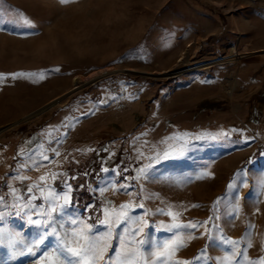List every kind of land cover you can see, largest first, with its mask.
I'll list each match as a JSON object with an SVG mask.
<instances>
[{
  "label": "rangeland",
  "instance_id": "374dc122",
  "mask_svg": "<svg viewBox=\"0 0 264 264\" xmlns=\"http://www.w3.org/2000/svg\"><path fill=\"white\" fill-rule=\"evenodd\" d=\"M0 2V75L5 77L0 80V195L8 196L11 203V189L5 186L10 185L17 195L23 191L41 203V189L46 194L61 189V181L71 186L72 201L77 190L84 197L90 195L93 202L87 207L76 203L80 220L96 234L106 233L109 225L104 221H112L110 247L99 264H120L117 237L144 227L123 218L116 223L121 213L146 221L145 232L157 242L183 237L185 247L176 251V260L212 264L196 260L202 249L216 258L230 249L221 244L214 250L200 234L212 224L217 198L224 196L234 175L243 169L246 182L220 205L216 214L221 218L215 223L230 240L241 241L242 250L249 232L253 246L245 254L249 259L260 257L264 242V188L258 183L264 177V0ZM21 14L37 23L39 34L32 35L34 30L22 24ZM40 17H44L42 24ZM42 33L48 38H41ZM166 33L174 37L173 46L158 50ZM53 38H58L56 44ZM138 46L145 48L143 58L129 55ZM53 49L71 55L42 59ZM180 64L184 68L172 72ZM57 68L59 72L54 71ZM18 72H45L46 78L36 83L27 77L13 79ZM124 92L129 98L108 99ZM56 101L60 102L25 119ZM178 132H206L218 138L195 141L184 157L164 161L148 179H138V169L149 163L153 148L163 147L159 142ZM41 152H46L48 160L34 164L28 159ZM139 152L144 158L137 159ZM204 172L211 175L202 176ZM60 173L65 175L53 179V174ZM41 176L46 180L41 181ZM23 185L37 187L30 194ZM234 205L238 210L233 215ZM169 211L172 216L167 215ZM189 221H208L195 230L198 238L191 241L183 230H160L162 224ZM7 227L27 241L37 231L25 217H10ZM140 238L141 234L129 235L130 241ZM136 246L129 243L130 248ZM33 259L25 252L9 260L0 249V264H30Z\"/></svg>",
  "mask_w": 264,
  "mask_h": 264
},
{
  "label": "snow or ice",
  "instance_id": "6c2138e0",
  "mask_svg": "<svg viewBox=\"0 0 264 264\" xmlns=\"http://www.w3.org/2000/svg\"><path fill=\"white\" fill-rule=\"evenodd\" d=\"M60 4L67 5L74 3L75 0H58ZM2 7V2H0ZM41 6L38 4L36 8ZM44 17H40L42 24ZM19 20L24 26L32 28L34 31L32 35L39 34L40 27L31 18L24 15L19 16ZM173 39L171 33H166L164 39L160 42L158 50H168L173 46ZM135 54L138 58H143L145 53L144 46H138V49L132 50L129 55ZM55 72H59V69H55ZM13 75V79L17 77H27L33 83L43 81L46 78L45 72H18ZM5 79L3 75H0V80ZM207 83V81H204ZM133 97L135 94H132ZM129 98L127 93L124 92L118 96L109 97L111 101L115 102L120 99ZM102 103H108V100H102ZM220 135H226L221 133ZM218 136L210 133L193 134L190 132H178L171 136H168L159 142L160 146L153 148L154 155L147 157L149 163L138 169V179H148L150 172L156 165L161 164L164 161L178 160L185 156V154L191 150L195 141H203L205 139H217ZM139 139V138H137ZM57 143L59 140L56 141ZM91 151V150H89ZM56 155H59L58 150L53 149ZM144 158L143 153L139 152L137 159ZM28 159L32 160L36 164L37 160H48L46 152H41L39 156H29ZM25 165H21L24 167ZM39 167L40 165L37 164ZM103 171L107 172L108 169L104 168ZM86 174V173H85ZM57 175H65L64 173L53 174V179ZM211 173L204 172L202 176H210ZM247 173L243 169L239 170L233 177L232 182L227 185L224 196L217 198L213 205V216L210 217L212 224L209 228L205 229L200 234L201 237H206L210 242L208 246L218 247L219 245L228 246L230 249L229 254L221 256L219 258L208 256L203 254L206 249H202V255L196 257L197 261H212V264H264V242L260 245L261 255L256 259H249L245 254L246 249L252 248L250 240V233L246 231V249H241L239 245L241 241L230 240L222 231L220 226L215 223L221 217L216 212L219 210L220 205L227 200L231 193L235 192L240 186L241 182H246ZM46 176H41L40 180H46ZM74 178V177H73ZM24 179V178H21ZM258 183L264 188V177L258 180ZM61 189H50L47 194L44 189H41V203H36V197L29 195L24 196L23 191L17 195L16 189L10 185H5L11 189L10 196L12 202L9 203V197L6 195H0V249H4L7 253L9 260H15L21 257L25 252L34 257L30 264H99L100 261L105 260V252L110 247V241L112 240L113 231L111 228L112 221L105 220L104 223L109 225L108 231L103 234H96L94 230L87 224L83 223L79 218V207L76 205L69 196L70 185H66L65 181H61ZM26 187L28 193H32L33 189L37 185H23ZM63 191V195H60V191ZM56 193V195H53ZM21 199L25 202L21 203ZM122 208L129 207L128 205H122ZM142 208L143 205H140ZM193 207H199V205H193ZM4 209H11V211H4ZM238 210V205H234L232 213ZM163 212L162 209L158 210ZM167 215L172 216L173 213L169 211ZM178 216L179 213H176ZM229 215V213H225ZM25 217L26 223L30 226H34L37 231L34 233V239L27 241L23 235L19 232L12 231L7 227V221L10 217ZM58 218V219H57ZM121 218L124 220H132L133 223L143 224L144 227L148 226L146 221L139 219L133 220L128 213H121L117 218L116 223L121 222ZM231 223V221H227ZM208 224V221L194 222L189 221L187 223H171L168 225H161L160 230H166L170 233H178L183 230L184 237L191 241L196 236L195 230L202 228ZM144 227L136 229L135 232L118 236L120 251L117 253L116 259L120 264H191L189 261H178L175 259V253L178 249L185 247L183 237L177 235L175 240H165L157 242L155 237L149 236L145 232ZM252 225L249 224L248 228ZM60 229H64L61 235H57ZM137 234H141L139 241H130L129 235L135 237ZM52 240L53 243L49 244L48 241ZM136 243V247H129V243ZM75 244V246H73ZM143 250V251H142ZM121 257L123 259H121ZM155 258V259H153ZM111 264V262H109Z\"/></svg>",
  "mask_w": 264,
  "mask_h": 264
},
{
  "label": "trees",
  "instance_id": "16d2710c",
  "mask_svg": "<svg viewBox=\"0 0 264 264\" xmlns=\"http://www.w3.org/2000/svg\"><path fill=\"white\" fill-rule=\"evenodd\" d=\"M96 162H94V165H95ZM92 169H97V166L96 168L92 167ZM67 172L70 174L72 172V169L71 168H68L67 169ZM71 175V174H70ZM93 177V176H92ZM81 182V181H80ZM79 184V181L76 182ZM92 183H94V181L92 180ZM59 184H57L58 186ZM73 202L76 204L77 202H82L83 205H85L86 207L91 203L93 202L92 198L90 195H85V197L83 196V193L81 191H75L73 193ZM85 208V207H84ZM83 207L81 209H84Z\"/></svg>",
  "mask_w": 264,
  "mask_h": 264
},
{
  "label": "clouds",
  "instance_id": "9594fccd",
  "mask_svg": "<svg viewBox=\"0 0 264 264\" xmlns=\"http://www.w3.org/2000/svg\"><path fill=\"white\" fill-rule=\"evenodd\" d=\"M41 38L43 39H47L48 36L46 33H42ZM58 38H53V43L56 44L57 43ZM71 55L70 52H68L67 50L63 53H58L55 49L51 50L48 52V54L44 57H42V59H58L61 58V56H68Z\"/></svg>",
  "mask_w": 264,
  "mask_h": 264
},
{
  "label": "water",
  "instance_id": "95a60500",
  "mask_svg": "<svg viewBox=\"0 0 264 264\" xmlns=\"http://www.w3.org/2000/svg\"><path fill=\"white\" fill-rule=\"evenodd\" d=\"M171 76H173V75H171ZM77 88H78V87H77ZM68 95H69V94H68ZM65 97H66V96H65ZM65 97H63L60 101H62ZM60 101H59V102H60ZM59 102H57V103H53V104H51L50 106H46V107L42 108L41 110H39V111L33 113L31 116H28V117L25 118V119L27 120V119H29V118L35 116V115H39V114H41L42 112L46 111L47 109L51 108L52 106L58 104ZM25 119H24V121H25ZM17 124H19V123H17Z\"/></svg>",
  "mask_w": 264,
  "mask_h": 264
},
{
  "label": "bare ground",
  "instance_id": "6f19581e",
  "mask_svg": "<svg viewBox=\"0 0 264 264\" xmlns=\"http://www.w3.org/2000/svg\"><path fill=\"white\" fill-rule=\"evenodd\" d=\"M183 64H180V65H178L172 72H179L181 69H183L184 67L182 66ZM171 72V74L170 75H173V73ZM98 78V76H96L95 77V79H97ZM94 79V78H93ZM92 81V80H91ZM82 82H86V81H82ZM84 84H88V82L87 83H84ZM80 87V86H79ZM78 87V88H79ZM57 102H59V101H56V102H54V103H57ZM53 104V103H52ZM50 106V105H49Z\"/></svg>",
  "mask_w": 264,
  "mask_h": 264
}]
</instances>
